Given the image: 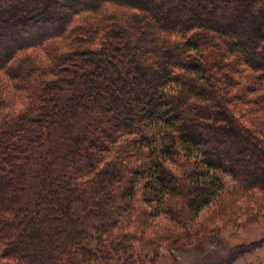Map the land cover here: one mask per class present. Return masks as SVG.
<instances>
[{"label":"trees","instance_id":"1","mask_svg":"<svg viewBox=\"0 0 264 264\" xmlns=\"http://www.w3.org/2000/svg\"><path fill=\"white\" fill-rule=\"evenodd\" d=\"M254 191L264 193V0H0L4 257L137 264L136 233L113 232L115 212L179 221L165 241L141 240L160 256L187 247L204 209L221 201L228 215ZM87 223L109 244L95 249Z\"/></svg>","mask_w":264,"mask_h":264},{"label":"rangeland","instance_id":"2","mask_svg":"<svg viewBox=\"0 0 264 264\" xmlns=\"http://www.w3.org/2000/svg\"><path fill=\"white\" fill-rule=\"evenodd\" d=\"M66 134L68 132L57 131L55 134L56 141L65 142L63 139H66ZM229 180L231 181V178L227 181ZM232 185L235 184L228 182L227 189H230ZM120 202L122 203L121 197H118L117 204ZM140 203L148 209L141 199ZM220 203L221 201L217 205L213 204L204 209L199 214L198 219L190 223L195 225V234L193 233V238H185L187 247L183 250L164 251L159 256L150 248L143 246L141 242L146 237L158 236L163 242L165 240L162 237L167 234L165 233L167 228L176 231L184 229L179 221L172 220L165 212L159 213L158 216H142L139 211L134 214L129 210L120 211V213L115 212L116 225L113 232L136 233L133 240V251L140 259L137 264H264V193L254 191L252 194L239 198L232 204L228 215H224L225 210H222ZM123 207L125 209L127 205H123ZM119 210L121 209L119 208ZM88 214L86 212L84 216ZM90 216H86V219L88 221L94 220V217ZM128 217L135 219V221L144 218L140 225V223H133L132 220L129 221ZM94 221L96 225H101L100 221ZM86 227L94 233V236L92 238L86 236L85 239L92 242L95 249V245L100 244V241L109 244L104 234L100 240L96 239L98 231L101 233L104 231L97 230L89 223L86 224ZM188 229L192 228L186 227V230ZM210 230L211 235L209 233L204 235L203 232ZM203 235L204 237H201ZM74 249L79 251L77 248ZM3 251L4 249L0 246V264H18L15 258L7 259L4 257ZM116 252L114 251V254ZM122 252H120L121 258L126 260L127 257ZM79 256L80 254H77V257ZM90 261L88 263L82 262L84 264H120L122 260L117 255H113L112 258H105L98 254ZM20 264L23 263L20 262ZM77 264H81L80 261ZM126 264L131 263L127 261Z\"/></svg>","mask_w":264,"mask_h":264}]
</instances>
